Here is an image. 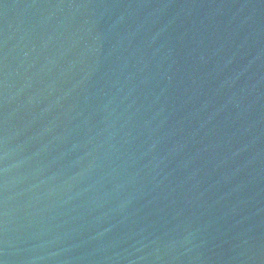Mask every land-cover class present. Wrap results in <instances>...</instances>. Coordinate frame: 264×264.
I'll use <instances>...</instances> for the list:
<instances>
[{
	"label": "water",
	"instance_id": "95a60500",
	"mask_svg": "<svg viewBox=\"0 0 264 264\" xmlns=\"http://www.w3.org/2000/svg\"><path fill=\"white\" fill-rule=\"evenodd\" d=\"M0 264H264V0H0Z\"/></svg>",
	"mask_w": 264,
	"mask_h": 264
}]
</instances>
